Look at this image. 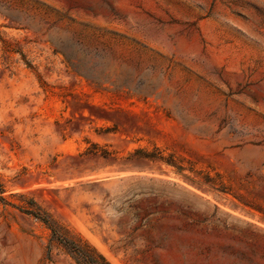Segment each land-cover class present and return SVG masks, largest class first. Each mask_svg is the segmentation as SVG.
Segmentation results:
<instances>
[{"label": "rangeland", "instance_id": "obj_1", "mask_svg": "<svg viewBox=\"0 0 264 264\" xmlns=\"http://www.w3.org/2000/svg\"><path fill=\"white\" fill-rule=\"evenodd\" d=\"M36 207L109 264H264V0H0V264H92Z\"/></svg>", "mask_w": 264, "mask_h": 264}, {"label": "trees", "instance_id": "obj_2", "mask_svg": "<svg viewBox=\"0 0 264 264\" xmlns=\"http://www.w3.org/2000/svg\"><path fill=\"white\" fill-rule=\"evenodd\" d=\"M88 142V141H87ZM79 156L82 155H95L101 156L104 158L116 159L113 152L108 151L94 142H88V145L78 153ZM136 160H147V161H159L164 162L168 165H173V160L171 158L164 157L160 150L156 146H154L153 150L149 151L143 147L134 148L132 151H129L124 157V161L117 167L119 170H137L141 169L137 167L133 169L129 163V161ZM181 169L180 167H178ZM159 179L145 174H124V175H114V176H106L100 179H96L91 181V185L94 188L93 192L96 194H101L103 198H108L109 200L115 197L123 198L124 200H129L134 197H138L139 199L151 200L155 199V197L160 192L157 187L153 185L155 181ZM115 184L122 187L120 194L111 196V192L109 189H103V185ZM34 217L42 220L48 228L51 229L52 234L56 236V238L68 249L73 251L77 256L81 257L83 260L88 262H92V264H109L104 257L99 254L94 248L91 247V250L94 253V256H90L85 253V249L88 248V244L85 242H80L76 245H72L65 236L58 234L55 227L54 222L48 217V215L44 214L38 207L35 210H29Z\"/></svg>", "mask_w": 264, "mask_h": 264}]
</instances>
